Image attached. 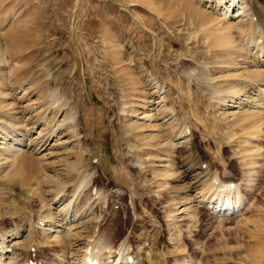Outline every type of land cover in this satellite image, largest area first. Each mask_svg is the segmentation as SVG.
<instances>
[{
    "label": "rangeland",
    "instance_id": "rangeland-1",
    "mask_svg": "<svg viewBox=\"0 0 264 264\" xmlns=\"http://www.w3.org/2000/svg\"><path fill=\"white\" fill-rule=\"evenodd\" d=\"M230 3L0 0V264H264V0Z\"/></svg>",
    "mask_w": 264,
    "mask_h": 264
},
{
    "label": "bare ground",
    "instance_id": "bare-ground-1",
    "mask_svg": "<svg viewBox=\"0 0 264 264\" xmlns=\"http://www.w3.org/2000/svg\"><path fill=\"white\" fill-rule=\"evenodd\" d=\"M236 3L238 4L239 3V0H231V3H230V6H236ZM239 5V4H238ZM243 7V6H242ZM241 7H237V9H235V12H237V13H239L238 11H239V9H240ZM233 11H234V9H233ZM246 11V10H245ZM244 11V12H245ZM256 11V10H255ZM254 10H252V12H251V14H250V24H251V28L253 29V30H251L250 32L252 33V35H251V40H250V42L252 43V46L254 47V49L256 48V52H258V53H256V55H254V61H255V64H256V66L258 67H260V69L258 70V69H256L257 71H256V74H255V76H257V77H262L263 79H264V70H263V67H264V60L262 59V57L264 58V15H261V13L260 12H258V11H256L255 12ZM243 12V11H242ZM263 13V12H262ZM244 14V13H243ZM240 15H241V13H240ZM239 14H237V17L238 16H240ZM236 17V16H235ZM249 24V25H250ZM241 32H243V31H239V33L240 34H242ZM231 33H229L228 35H226L225 37V39L227 40V41H230L231 39H233L232 37H234V36H232V34L230 35ZM240 34H238L239 36H240ZM243 34H245V33H243ZM242 34V35H243ZM234 35V34H233ZM246 38V37H245ZM245 45V44H244ZM248 45V44H247ZM234 46V45H233ZM228 50V49H227ZM226 49H225V51H227ZM238 50V49H237ZM224 51V50H223ZM232 55L233 53H229L228 52V55ZM261 58V59H260ZM210 75V74H209ZM211 79H213L212 78V76L210 77ZM235 82H237V81H235ZM235 82L233 83V85L229 88V90L227 91V93H226V97H231V98H234V97H236V94H238V92H237V86H239L238 84H235ZM252 84H254V85H256V83H252ZM254 88H257L256 86H254ZM160 89H162V87L160 88ZM257 90H258V95H260L261 96V92H260V88H257ZM263 94V93H262ZM228 99V98H227ZM234 101V100H233ZM226 102V100H224L223 101V103H225ZM235 102V101H234ZM260 102H262V104L260 103ZM260 103V105H264V96H261L260 98H258V104ZM224 105H228V104H224ZM257 105V104H256ZM228 110V109H227ZM230 110V109H229ZM21 141H22V139H19L18 140V143H21ZM14 149V148H13ZM18 149H16V150H13V152L15 151H17ZM201 170V171H200ZM200 170H198V171H200V172H202V167L200 166ZM198 173V172H197ZM200 174V173H199ZM196 177V176H195ZM198 177V176H197ZM85 181V177L83 176V177H81V179H80V182H79V187H81V185L83 184V182ZM219 188H221L222 190H218ZM234 188H230V186L229 187H226V186H224V185H220V186H217V187H215V189H213V186H212V192H211V197H210V201L212 200V199H214V200H218L219 202H220V200H222L221 201V203L222 204H224L225 202L227 203V205H225L224 206V208H221L222 207V205H220L219 204V206H220V208H215V210H217L218 211V214L219 213H222V214H224V212L225 211H229V209L230 210H235L237 207H238V205L240 204L239 202H240V200H241V198H240V196H239V194H238V191L236 190V189H234ZM230 190L231 191H234V193L233 194H235V196H234V200H231L230 198H229V196L227 195L228 193H230ZM93 194V193H92ZM64 195L65 194H62L61 195V197L63 196L64 197ZM242 197V196H241ZM217 201V202H218ZM218 202V203H219ZM239 203V204H238ZM235 207V208H234ZM222 209V210H221ZM69 211V210H68ZM68 211H67V213H68ZM222 211V212H221ZM217 213V212H216ZM227 213V212H226ZM232 213V212H231ZM44 218H41V219H39V224H41L43 221H41V220H43ZM42 225V224H41ZM55 231V230H54ZM64 237V236H63ZM96 242V241H95ZM105 243V242H104ZM92 244V243H91ZM103 244V243H102ZM94 245V244H93ZM105 245V244H104ZM130 245V244H129ZM91 246V245H90ZM106 246V245H105ZM103 247V246H102ZM116 247H119V246H116ZM129 247V246H128ZM92 248V247H91ZM90 248V249H91ZM93 248H95V247H93ZM106 248V247H105ZM111 248V247H110ZM109 248V249H110ZM114 248V247H113ZM100 249V248H99ZM103 249H104V247H103ZM103 249H101V250H103ZM119 249H121V250H117V249H114V250H112V251H109V253H111V252H115L116 250L118 251H116L117 252V256H116V258H117V262L115 263V264H124V263H127V264H133V260H134V258H132V256H130L129 254V252H128V249H126L125 247H121V248H119ZM86 250V249H85ZM111 250V249H110ZM2 251H4V249L2 250ZM2 251H1V255H3L4 254V252L2 253ZM8 251V250H7ZM90 251V250H89ZM130 251V250H129ZM87 252L88 251H85V254L83 255V256H86V254H87ZM90 252H92L93 253V250H91ZM94 252H96V251H94ZM91 253V254H92ZM90 254V253H89ZM96 255V254H95ZM87 256H89V255H87ZM92 256H94V253H93V255H91V257ZM9 257V256H8ZM90 257V258H91ZM96 258H94L95 260L94 261H91L90 263L91 264H106V263H104V261H101L100 260V262H99V259H98V257L100 258V256H98V253H97V255L95 256ZM108 257H110V256H108ZM107 257V258H108ZM11 258V257H10ZM87 258V257H86ZM84 259V257L81 259V260H83ZM101 259V258H100ZM103 260V259H102ZM82 262V261H81ZM81 262H80V264H81ZM88 262V261H87ZM87 262H85V261H83L82 263H87ZM87 264H89V263H87Z\"/></svg>",
    "mask_w": 264,
    "mask_h": 264
}]
</instances>
